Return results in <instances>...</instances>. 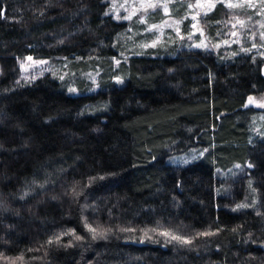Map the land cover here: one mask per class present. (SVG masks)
<instances>
[{
    "label": "trees",
    "instance_id": "1",
    "mask_svg": "<svg viewBox=\"0 0 264 264\" xmlns=\"http://www.w3.org/2000/svg\"><path fill=\"white\" fill-rule=\"evenodd\" d=\"M107 9L0 0V264H264V130L244 108L264 59L151 49L115 68L128 23ZM27 56L100 63V88L19 83Z\"/></svg>",
    "mask_w": 264,
    "mask_h": 264
},
{
    "label": "rangeland",
    "instance_id": "2",
    "mask_svg": "<svg viewBox=\"0 0 264 264\" xmlns=\"http://www.w3.org/2000/svg\"><path fill=\"white\" fill-rule=\"evenodd\" d=\"M107 14L117 21H126L127 28L119 33L114 46L120 53L112 59L115 68L130 55H142L151 49L170 50L199 49L224 53L226 58L253 54L264 59V0H106ZM228 10L225 18L211 22L208 15L219 5ZM175 51V52H176ZM79 59L34 58L20 60L19 83H27L50 74L68 83V92L78 95L79 80L92 85L91 91L100 88L103 67L91 63L83 70L73 68ZM122 82V76L114 78ZM67 85V84H66ZM251 123L255 134L264 130V96L250 100ZM203 154L192 149L167 158L172 165H185Z\"/></svg>",
    "mask_w": 264,
    "mask_h": 264
},
{
    "label": "water",
    "instance_id": "3",
    "mask_svg": "<svg viewBox=\"0 0 264 264\" xmlns=\"http://www.w3.org/2000/svg\"><path fill=\"white\" fill-rule=\"evenodd\" d=\"M252 104L250 101L247 102L246 106L244 108L250 107Z\"/></svg>",
    "mask_w": 264,
    "mask_h": 264
}]
</instances>
